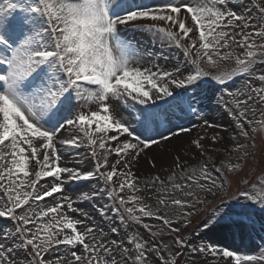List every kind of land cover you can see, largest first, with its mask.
<instances>
[{
	"label": "snow or ice",
	"instance_id": "obj_1",
	"mask_svg": "<svg viewBox=\"0 0 264 264\" xmlns=\"http://www.w3.org/2000/svg\"><path fill=\"white\" fill-rule=\"evenodd\" d=\"M228 3L229 0H165L160 4L144 0H8L6 10L0 7V194H6L0 217L17 222L12 243H0V264H20L16 259L20 249L31 250L29 264H128L129 260L145 264L153 256L155 264H169L165 252L171 264H178L176 257L182 255L179 249H187L193 257L203 253L234 257L239 264L240 256L227 248L196 244L180 236L173 240L174 255L172 245L162 239L156 243L132 234L126 242L106 240L103 229H99L98 238L97 229L86 223L87 214L73 206L72 197L63 195L66 182L102 179L106 187L101 192L111 189L108 196L117 203L112 212L121 224L143 223L142 218H150L162 222L165 228L161 232L179 233L180 228L173 227L174 221L166 213L178 209L175 222L182 221L186 226L198 211L196 206L203 203L200 193L215 195L214 189L223 187L213 176V170L220 169L215 168L211 156L198 167L187 168L177 155L166 180L155 176L145 181L146 186L160 193L155 207L145 204L144 198L135 194L142 188L131 169L146 149L159 142L138 134L118 114L120 104L109 101L139 105L138 115L132 120L150 128L168 117L161 102L168 109L193 110L195 94H186L189 86H199L205 78L224 84L236 73L248 74L254 65H264V43L257 45L255 41L264 40V15L253 23L254 18L229 9ZM256 7L264 14V0ZM130 24L182 49L194 67L166 71L158 66L155 70L132 66L135 49L120 34L121 26ZM46 35L51 36V44L45 41ZM233 44L245 49L243 58L228 50ZM233 59L237 67L221 71ZM255 78L264 83V74ZM172 86L185 91L175 92ZM86 88L92 89L87 95ZM228 95L233 97L228 111L235 129L246 138L249 133L245 124L252 123L247 118L249 103L264 102V86L249 85L248 91L239 93L245 99H237L232 92ZM92 103L96 109L90 108ZM64 131L82 136L61 138ZM82 139L88 142L93 157L100 150L95 170L81 172L61 166L58 145L79 147ZM204 139L201 136L192 141L202 157L208 151L202 143ZM235 139L234 135L232 140ZM212 143H217L216 136ZM233 151L242 152L237 159L249 155L243 143H237ZM113 154L117 159L110 164L109 156ZM149 164L156 166L154 159ZM227 167L234 171L241 165L229 163ZM47 178L55 182L42 185L41 180ZM125 189L132 194L121 195ZM55 194H61V198L53 206L32 208V202L38 205ZM241 195L264 211V194L257 198L244 191ZM68 212L80 213L84 219H74ZM99 213L107 216L104 208ZM227 216L223 213L220 219ZM78 225H84V230L80 231ZM143 227L155 238L151 225ZM110 232L119 234L116 227ZM60 245L67 246L70 258L46 260L45 254ZM77 246L83 252H77Z\"/></svg>",
	"mask_w": 264,
	"mask_h": 264
},
{
	"label": "rangeland",
	"instance_id": "obj_2",
	"mask_svg": "<svg viewBox=\"0 0 264 264\" xmlns=\"http://www.w3.org/2000/svg\"><path fill=\"white\" fill-rule=\"evenodd\" d=\"M146 3L160 4L164 3L165 0H144ZM179 2V0H176ZM262 0H229L227 7L231 10H235L239 13H243L246 16H250L253 19V23L260 20V17L264 14L259 12L256 7L257 3H261ZM8 0H4L0 7L7 8ZM236 32L239 29L235 30ZM247 31V30H246ZM144 33V34H143ZM149 33L147 30L139 29L132 26L128 27L121 26L120 34L121 39L127 43L134 44L138 41L133 38L135 36L146 35ZM151 33V32H150ZM159 37V36H158ZM162 40V44L159 47L151 48L146 44L136 47L137 54L139 57H133L131 64L134 67L149 68L155 70V66L161 69L163 64L156 62L154 59L151 61L149 56H141L142 52H149L156 50L158 52L168 53L173 51L174 55L173 62H177L178 65L185 68H193L190 61L187 60L183 54L182 49L175 47L173 44L168 42L166 39L159 37ZM45 41L51 44V36L46 35ZM257 45L264 43V40L255 38ZM228 50L234 51L237 55L243 58L245 49L237 47L235 44L231 45ZM167 51V52H165ZM159 53V54H161ZM143 54V53H142ZM172 54V53H171ZM148 61L150 65H142L141 59ZM158 59V58H157ZM139 64V65H138ZM206 67L205 65H201ZM234 59L225 63L221 71H231L236 68ZM170 70V69H169ZM174 70V69H173ZM187 75L188 72L185 71ZM259 74H264V65L256 64L248 74L236 73L234 78L227 80L224 84L216 83L205 78L199 82V86L191 85L187 88V95L191 96L195 94V103L193 104V110L180 109H168L167 105L161 107L165 108L168 113L167 119L159 124L154 125L150 128H145L139 123L132 120L133 116L138 115L139 105H132L131 102L125 105L122 102L110 100V104H120L119 115L125 117L130 126L136 130L142 137L154 138L159 143L152 145L149 149H146L144 153L138 158L136 163H139L137 172L134 175L139 178V186L142 188L141 192L135 193L138 196H142L145 204L156 206L157 198L160 195L155 187L146 186L145 181H151L155 176H160L161 179L166 180L174 169V158L179 155L181 158V164L187 168L198 167L201 163H204L208 156L212 157V161L215 162V168H219L220 171L216 172L213 170V176L217 180V184H223L222 188L214 189L215 195L200 193V198L203 203L196 206L198 211L190 217V223L186 226L181 221L175 222L177 219L176 213L179 211L176 208L170 209L166 215L173 219V227L180 228L179 233H171L168 230L160 231L165 226L162 225L161 221L142 218L143 223L129 222L127 224H121L119 218L115 216L112 209L117 206L114 199H110L108 196L107 189H104L105 183L102 179L91 178L89 180L71 181L65 183V191L63 195L72 197L73 206L80 209V213H86L88 216L87 225L97 229V237L100 238L99 229H103L106 234L103 238L106 240L117 239L127 240V237L132 234H137L143 240L158 243L161 239L172 245L170 251L173 255L175 254L176 246L173 245V240L177 237H183L185 240L193 241L196 244L204 243L211 244L218 249L227 248L240 256L239 264H264V211H261L260 206L257 204L250 203L249 200L245 199L241 195V192L247 191L253 196L259 198L261 194H264V102L255 100L249 103V110L247 112V118L252 121L251 124H245V130L248 131L249 136L243 137L239 135V130L235 129V121L232 119V115L228 109L232 106L230 101L233 99L228 93L232 92L237 99H245L244 96H240V92H246L249 89V85L252 87L264 86V83L260 82L255 77ZM175 92L184 93V89H175ZM92 89H85V94ZM255 95V94H253ZM96 104H90L91 109H96ZM241 107H244L243 105ZM254 109V111H253ZM79 110V109H78ZM173 118V122H171ZM209 124L215 125L214 127H208ZM95 126V125H94ZM204 128L205 139L202 143L207 149L205 156H200V149H196L192 141L198 140L201 135L197 130L198 128ZM186 129L187 131H182ZM175 133V135H174ZM114 134V133H111ZM72 135L82 136L81 133L64 131L61 133L63 138H70ZM236 136L233 141L232 137ZM217 137V143H212V137ZM168 137V139H165ZM124 137H121L123 139ZM231 141V143H229ZM79 147H67L64 145H58V150L61 155V166L65 165L75 169H79L81 172L94 171L97 159L100 156V150L97 149V157L91 155V148L86 141L82 139ZM237 143H243L247 146L249 155L242 159L237 157L242 156V152L233 151ZM117 157L115 154L109 156V163H115ZM155 160V168L151 167L149 160ZM223 161V164L221 163ZM229 163H239L240 169L229 171L227 165ZM119 169L120 166L118 165ZM34 162H33V171ZM34 178V176H33ZM143 178V179H142ZM47 182L44 185H51L55 181L52 178L41 180ZM118 186L119 181L115 180ZM43 182V183H44ZM42 183V185H43ZM39 187V186H38ZM2 192V190H0ZM92 193H100L93 197ZM82 194L85 199L80 200L78 195ZM132 193L125 189L124 195H131ZM106 198L108 205L105 206L101 202V198ZM61 198V194H55L54 197H48L46 200L39 202H32L33 209L50 207L56 204ZM6 194H0V206L5 203ZM50 202V205H49ZM104 208L107 212V216H101L99 209ZM67 212V209H64ZM80 213L67 214L72 216L74 219H84ZM223 213H228V216L224 219H220ZM247 213V215H245ZM165 214V213H161ZM48 218H45L47 222ZM143 224H149L152 226V232L156 233L155 238L152 233L148 232ZM2 231L7 230L5 238L0 237V243L9 245L12 243L13 237L16 232L17 222L10 218L0 217V228ZM31 227V225H30ZM116 227L119 230V234H112L110 229ZM80 231L84 230V225H78ZM67 231V230H66ZM19 247V246H18ZM77 252H83V249L79 246L75 249ZM182 255L176 259L178 264H192L195 259V264H237L236 259L223 258L217 254L213 256L211 253L199 254L195 257L187 249H179ZM166 259L171 264V258L168 253H164ZM68 256L70 253L65 245L54 247L51 251L45 254V259L49 261H56L57 257ZM251 257V259H246ZM16 259L20 264H29L31 260V250L27 252L20 249L16 254ZM123 264V262H121ZM128 264H132L129 260ZM145 264H155L154 256L150 257Z\"/></svg>",
	"mask_w": 264,
	"mask_h": 264
},
{
	"label": "bare ground",
	"instance_id": "obj_3",
	"mask_svg": "<svg viewBox=\"0 0 264 264\" xmlns=\"http://www.w3.org/2000/svg\"><path fill=\"white\" fill-rule=\"evenodd\" d=\"M144 34V33H143ZM133 38H135L136 40L135 41H138V44L137 43H132L131 45L132 46H136V44H137V46H142V47H144L145 45H139V44H146L147 46H149V47H151V48H154L155 49V47L154 46H156V47H159L161 44H162V40H160L159 39V37L158 36H156V35H154L153 33H147L146 35H140V36H135V37H133ZM135 49V52H136V54H135V56L134 57H139V54H137V49H136V47L134 48ZM165 52H167V51H165ZM174 52V50L173 51H170V52H168V53H165L163 56H162V54L163 53H161V52H158V51H156V50H152V51H149V52H142L141 54H140V57L141 56H143L144 55V53H145V57H146V55L147 56H149L150 58H148V59H150L151 61H153L152 59H154L156 62H159V63H161V64H163L162 66H161V70H166V71H172L175 67H181L180 65H178L177 64V62H173V60H175L174 59V55H176L175 53H173ZM159 53H161V54H159ZM172 53V54H171ZM152 58V59H151ZM158 58V59H157ZM141 59V63H142V65L144 66V65H150V63L148 62V61H145V60H143L142 58H139L138 60H140ZM139 65V64H138ZM151 66V65H150ZM152 67V66H151ZM155 69V68H154ZM170 69V70H169ZM181 69L183 70V67H181ZM184 75H186L185 74V72H184ZM172 120H173V118H171V122H172ZM199 132H200V134L199 135H201L202 136V134H204V133H202V132H204V128H198L197 129ZM202 133V134H201ZM61 138H63L62 136H61ZM63 166V165H62ZM64 166H66V164L64 165ZM138 167H139V163L137 162H134L133 163V167H132V172L134 173V171H135V173L137 172L136 170L138 169ZM136 176V175H135ZM138 177V176H137ZM143 179V178H142ZM80 198H77V200L78 199H80V200H83V199H85V195H83L82 196V194H79L78 195ZM100 198H101V202L103 203V204H105V206L106 205H108V201L106 200V198H102V196H99ZM84 213V212H83ZM2 230V228H0V231ZM7 234V230L5 229L4 231H2V232H0V237L3 239V238H5V235Z\"/></svg>",
	"mask_w": 264,
	"mask_h": 264
}]
</instances>
